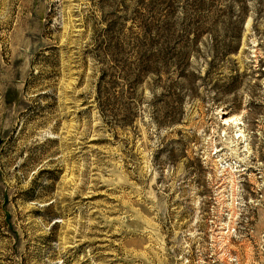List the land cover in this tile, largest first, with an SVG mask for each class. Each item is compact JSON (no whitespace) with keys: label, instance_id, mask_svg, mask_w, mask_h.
Segmentation results:
<instances>
[{"label":"rangeland","instance_id":"374dc122","mask_svg":"<svg viewBox=\"0 0 264 264\" xmlns=\"http://www.w3.org/2000/svg\"><path fill=\"white\" fill-rule=\"evenodd\" d=\"M0 264H264V0H0Z\"/></svg>","mask_w":264,"mask_h":264},{"label":"bare ground","instance_id":"6f19581e","mask_svg":"<svg viewBox=\"0 0 264 264\" xmlns=\"http://www.w3.org/2000/svg\"><path fill=\"white\" fill-rule=\"evenodd\" d=\"M225 123H232V121H229V120H225Z\"/></svg>","mask_w":264,"mask_h":264}]
</instances>
